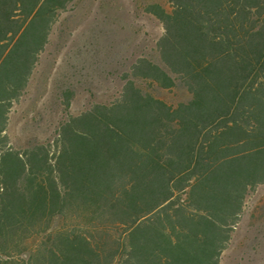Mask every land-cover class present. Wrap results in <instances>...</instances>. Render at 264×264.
I'll use <instances>...</instances> for the list:
<instances>
[{"label": "trees", "instance_id": "obj_1", "mask_svg": "<svg viewBox=\"0 0 264 264\" xmlns=\"http://www.w3.org/2000/svg\"><path fill=\"white\" fill-rule=\"evenodd\" d=\"M70 2L0 0V264H221L264 184V0L145 5L159 61L131 75L190 100L127 79L111 104L17 147L11 113Z\"/></svg>", "mask_w": 264, "mask_h": 264}, {"label": "rangeland", "instance_id": "obj_2", "mask_svg": "<svg viewBox=\"0 0 264 264\" xmlns=\"http://www.w3.org/2000/svg\"><path fill=\"white\" fill-rule=\"evenodd\" d=\"M154 3L170 9L169 0H71L11 113L12 144L51 141L70 116L114 102L127 79L171 106L189 101L179 84L165 89L131 75L138 59L159 61L163 27L144 10ZM221 264H264V184L247 197Z\"/></svg>", "mask_w": 264, "mask_h": 264}]
</instances>
